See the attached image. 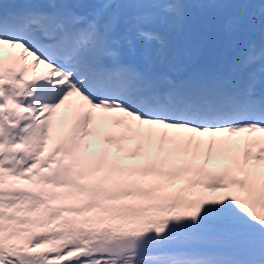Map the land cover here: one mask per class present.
Wrapping results in <instances>:
<instances>
[{
  "label": "snow or ice",
  "instance_id": "1",
  "mask_svg": "<svg viewBox=\"0 0 264 264\" xmlns=\"http://www.w3.org/2000/svg\"><path fill=\"white\" fill-rule=\"evenodd\" d=\"M189 8L0 0V264H264V29L194 66Z\"/></svg>",
  "mask_w": 264,
  "mask_h": 264
},
{
  "label": "rangeland",
  "instance_id": "2",
  "mask_svg": "<svg viewBox=\"0 0 264 264\" xmlns=\"http://www.w3.org/2000/svg\"><path fill=\"white\" fill-rule=\"evenodd\" d=\"M240 4H238L239 6L236 7L232 4V0H190L188 24L191 25L195 24L194 22L196 21V19L202 16L203 13H205V15L210 17L213 15H218V16L224 15L225 12H229L228 17L221 18L220 20H218L219 34L221 35L220 37H223L222 40H226L227 42H229L232 51H235L237 48L236 44L239 46H244L251 41H256L253 39V37L255 36L256 33L255 29L257 30L259 26V21L261 19V17L258 14L253 15V10L245 11L246 7L244 6V0H241ZM234 14H240L238 16V19L241 21L240 26L235 29L229 28L227 26V22L229 20L235 19V17L232 16ZM242 25L248 28V30H245ZM207 27H208L207 22L203 23L199 28L198 25L193 26L191 37L187 32L190 28L189 27L186 29L185 34L180 38L179 41L180 45L181 44L184 45L185 43H188V46L185 49L188 53L186 63L189 61V58L191 56L195 55V53L197 52L198 48L201 47V45L204 46L203 54L205 59H203L202 57L200 58V60L193 59L191 60L192 65L205 66L210 62L216 61L217 59H222L219 57L218 54V46L220 43L217 40L208 41L204 37ZM262 29H264V22ZM259 37L261 39V35H259ZM259 41L256 42L259 43ZM42 69L43 68H37V71H41Z\"/></svg>",
  "mask_w": 264,
  "mask_h": 264
},
{
  "label": "trees",
  "instance_id": "3",
  "mask_svg": "<svg viewBox=\"0 0 264 264\" xmlns=\"http://www.w3.org/2000/svg\"><path fill=\"white\" fill-rule=\"evenodd\" d=\"M27 183V182H26Z\"/></svg>",
  "mask_w": 264,
  "mask_h": 264
}]
</instances>
